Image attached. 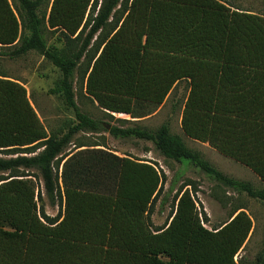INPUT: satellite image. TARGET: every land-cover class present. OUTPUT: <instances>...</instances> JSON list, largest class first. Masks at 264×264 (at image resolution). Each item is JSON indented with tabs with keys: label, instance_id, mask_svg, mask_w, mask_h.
<instances>
[{
	"label": "trees",
	"instance_id": "obj_1",
	"mask_svg": "<svg viewBox=\"0 0 264 264\" xmlns=\"http://www.w3.org/2000/svg\"><path fill=\"white\" fill-rule=\"evenodd\" d=\"M12 1L0 0V56L34 52L51 63L59 74L50 92L74 119L49 134L26 89L0 76V264H237L252 227L243 210L208 228L193 183L170 182L172 211L151 229L146 212L163 203V172L100 144L67 148L79 132L142 139L165 158L264 202V188L222 173L167 123L150 130L130 120L153 112L185 80L183 134L264 183V14L226 0ZM45 29L59 30L68 43L47 44ZM96 34L83 89L106 119L81 111L75 99L74 73ZM42 193L59 206L55 217L44 213ZM263 263L260 252L254 264Z\"/></svg>",
	"mask_w": 264,
	"mask_h": 264
},
{
	"label": "rangeland",
	"instance_id": "obj_2",
	"mask_svg": "<svg viewBox=\"0 0 264 264\" xmlns=\"http://www.w3.org/2000/svg\"><path fill=\"white\" fill-rule=\"evenodd\" d=\"M9 1L13 4L12 0ZM226 2L241 9L264 14V2L261 0H226ZM48 9V2L41 6V10L44 12H47ZM105 33L103 32L102 36ZM97 35L93 37L89 45V54L80 59L79 66L75 70V99L81 111L92 117L106 119L96 105L85 97L83 89L84 72L89 63V57L100 40H96ZM44 37L49 45L65 47L68 43V39L59 30L45 29ZM58 74V70L51 63L34 52L12 59L0 56V76L5 75L17 81L26 89L33 109L49 134L64 132L68 124L74 119L72 109L67 107L58 95L50 92ZM187 90V82L185 80L178 81L164 101L150 114L132 119L124 114L116 113L113 116L136 120L138 125L150 130L157 128L162 123H167L171 133L180 135L187 147L199 152L204 159L222 173L240 181L250 182L257 188H264V183L250 169L223 156L208 144L190 139L183 134L180 127V114ZM109 122L128 125L115 120H109ZM79 142L100 144L96 146L112 151L121 157L151 163L165 174L166 181L163 185L162 195H166L163 198V203L160 205L159 200H157L146 212L151 229L163 227L172 211V194L174 191L166 192L170 182H173L174 188H177L182 183L191 181L196 187L194 193L196 203L198 207L203 208L207 216V222L204 223L206 227L211 228L222 224L237 209L243 210L250 217L252 227L244 244L235 256L237 264H254L257 254L264 253L263 201L249 197L244 192H236L209 178L191 165L182 166L172 159L165 158L154 149L149 141L137 138H114L107 132H79L73 136V141L67 151L74 150L75 143L78 144ZM59 184L61 185V180H59ZM187 187L191 188L190 186ZM39 203L42 205L44 213L50 217H55L60 210L58 205H50L43 193Z\"/></svg>",
	"mask_w": 264,
	"mask_h": 264
},
{
	"label": "crops",
	"instance_id": "obj_3",
	"mask_svg": "<svg viewBox=\"0 0 264 264\" xmlns=\"http://www.w3.org/2000/svg\"><path fill=\"white\" fill-rule=\"evenodd\" d=\"M125 115V114H124ZM181 115V114H180ZM127 117H129V115H127ZM197 141V140H196ZM203 143H205V142H203ZM207 144V143H206ZM96 147H98V146H96ZM212 148V147H211ZM215 150V149H214ZM216 151V150H215ZM111 153H113V154H115L114 152H112V151H110ZM115 155H117V154H115ZM119 156V155H118Z\"/></svg>",
	"mask_w": 264,
	"mask_h": 264
}]
</instances>
